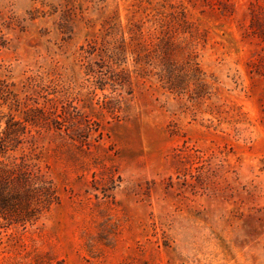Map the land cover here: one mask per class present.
<instances>
[{
    "label": "rangeland",
    "instance_id": "374dc122",
    "mask_svg": "<svg viewBox=\"0 0 264 264\" xmlns=\"http://www.w3.org/2000/svg\"><path fill=\"white\" fill-rule=\"evenodd\" d=\"M8 124L58 201L0 264H264V0H0Z\"/></svg>",
    "mask_w": 264,
    "mask_h": 264
},
{
    "label": "trees",
    "instance_id": "16d2710c",
    "mask_svg": "<svg viewBox=\"0 0 264 264\" xmlns=\"http://www.w3.org/2000/svg\"><path fill=\"white\" fill-rule=\"evenodd\" d=\"M13 126L8 124L2 132L4 136H0L2 155L9 149L15 150V142L20 143L17 139L22 131ZM37 159V155L29 153L22 156L19 163L0 161V219L6 221L7 226L33 225L58 201L55 185L35 162Z\"/></svg>",
    "mask_w": 264,
    "mask_h": 264
}]
</instances>
